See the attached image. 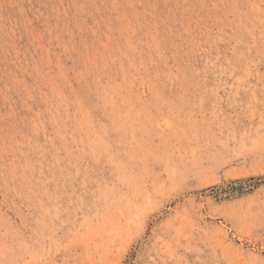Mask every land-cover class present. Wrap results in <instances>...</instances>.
I'll list each match as a JSON object with an SVG mask.
<instances>
[{"label": "rangeland", "instance_id": "1", "mask_svg": "<svg viewBox=\"0 0 264 264\" xmlns=\"http://www.w3.org/2000/svg\"><path fill=\"white\" fill-rule=\"evenodd\" d=\"M83 263L264 264V0H0V264Z\"/></svg>", "mask_w": 264, "mask_h": 264}, {"label": "bare ground", "instance_id": "2", "mask_svg": "<svg viewBox=\"0 0 264 264\" xmlns=\"http://www.w3.org/2000/svg\"><path fill=\"white\" fill-rule=\"evenodd\" d=\"M211 6H212V5H211ZM101 72H102V71H101ZM234 80H235V79H234ZM240 147H241V146H240ZM95 228H96V227H95ZM122 234H123V233H122ZM111 235H112V233H111ZM124 239H125V238H124ZM98 244H99V243H98ZM115 244H116V243H115ZM108 249H109V248H108ZM103 251H104V253H105V251L108 252L107 249H106V250H103ZM100 252H102V251H100ZM89 253H90V252H89ZM108 254H109V253H108ZM94 255H95V254H94ZM104 255H105V254H104ZM109 255H110V254H109ZM101 256H102V255H101ZM92 257H93V256H92ZM103 257H104V256H103ZM109 257H110V256H109ZM101 258H102V257H101ZM106 258H107V257H106ZM106 258H105V259H106ZM92 259H93V258H91L90 260H92ZM105 259H104V260H105ZM104 260H102V261H104ZM86 263H87V262H86ZM83 264H84V263H83Z\"/></svg>", "mask_w": 264, "mask_h": 264}]
</instances>
